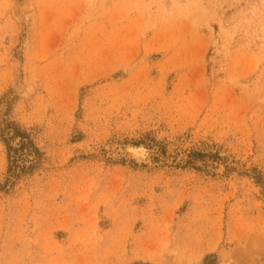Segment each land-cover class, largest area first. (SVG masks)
I'll list each match as a JSON object with an SVG mask.
<instances>
[{"label": "rangeland", "instance_id": "rangeland-1", "mask_svg": "<svg viewBox=\"0 0 264 264\" xmlns=\"http://www.w3.org/2000/svg\"><path fill=\"white\" fill-rule=\"evenodd\" d=\"M0 264H264V0H0Z\"/></svg>", "mask_w": 264, "mask_h": 264}, {"label": "trees", "instance_id": "trees-1", "mask_svg": "<svg viewBox=\"0 0 264 264\" xmlns=\"http://www.w3.org/2000/svg\"><path fill=\"white\" fill-rule=\"evenodd\" d=\"M15 135L16 136H22L21 137V139H22V144H21V148H22V150L23 149H28V147H31V149L33 148V146H32V142L31 141H28V140H26V136L24 137V135L25 134H22L21 132H19V130H16L15 131ZM26 140V141H25ZM7 145V144H6ZM7 147H8V153H11V151H13L12 150V148L11 147H9L8 145H7ZM34 149V148H33ZM21 156H19V157H17V158H14L13 159V161H12V165H10L9 167H8V173H9V175H11V174H13V171H12V168H13V164H14V167H16L15 165V162L17 161V159L18 160H20L21 158H20ZM9 158H11V156H9ZM3 189V188H2Z\"/></svg>", "mask_w": 264, "mask_h": 264}, {"label": "water", "instance_id": "water-1", "mask_svg": "<svg viewBox=\"0 0 264 264\" xmlns=\"http://www.w3.org/2000/svg\"><path fill=\"white\" fill-rule=\"evenodd\" d=\"M142 147V146H141ZM139 147H134V146H128V147H126V148H124L122 151H121V154H123V155H129V156H131V157H133V158H135V159H137V160H139V161H147V160H149V157H150V152H149V150L148 149H146V148H144V147H142V148H144V150L146 151V156H145V158H143V157H137V152H140V150L138 149Z\"/></svg>", "mask_w": 264, "mask_h": 264}, {"label": "bare ground", "instance_id": "bare-ground-1", "mask_svg": "<svg viewBox=\"0 0 264 264\" xmlns=\"http://www.w3.org/2000/svg\"><path fill=\"white\" fill-rule=\"evenodd\" d=\"M139 150H140V152H137V157H143V158H145V156H146V151L144 150V148H142V147H139L138 148Z\"/></svg>", "mask_w": 264, "mask_h": 264}]
</instances>
